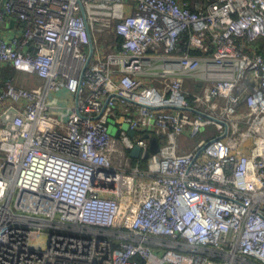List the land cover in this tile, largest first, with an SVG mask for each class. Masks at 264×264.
Masks as SVG:
<instances>
[{"label":"built area","instance_id":"obj_1","mask_svg":"<svg viewBox=\"0 0 264 264\" xmlns=\"http://www.w3.org/2000/svg\"><path fill=\"white\" fill-rule=\"evenodd\" d=\"M13 18L0 66L41 83L0 80V264H264V0H1Z\"/></svg>","mask_w":264,"mask_h":264},{"label":"rangeland","instance_id":"obj_2","mask_svg":"<svg viewBox=\"0 0 264 264\" xmlns=\"http://www.w3.org/2000/svg\"><path fill=\"white\" fill-rule=\"evenodd\" d=\"M14 81L17 84L22 85L26 88H33V87L38 86V84L41 83V81L37 77H34L30 75L29 73L23 72V71H17V77H15ZM119 124H120L119 121L110 120L109 132L113 134L115 132L116 126H119ZM122 128L124 130H128V124L123 123Z\"/></svg>","mask_w":264,"mask_h":264},{"label":"water","instance_id":"obj_3","mask_svg":"<svg viewBox=\"0 0 264 264\" xmlns=\"http://www.w3.org/2000/svg\"><path fill=\"white\" fill-rule=\"evenodd\" d=\"M11 22H13V19H11ZM92 49H93V44H92V41L90 42V49H89V56H88V60L90 59L91 57V54H92ZM217 121L221 122L222 124L226 125V122L225 121H221V120H218L216 119ZM128 133L129 135L133 136L135 131L133 129H130L128 130ZM116 135L119 134V130H117L115 132ZM145 137L148 138V134H145L144 135ZM158 141H157V138H150V147H149V151L150 152H155L157 149H158ZM130 154L133 156V157H137L138 154H139V147L138 146H134L131 151H130Z\"/></svg>","mask_w":264,"mask_h":264},{"label":"trees","instance_id":"obj_4","mask_svg":"<svg viewBox=\"0 0 264 264\" xmlns=\"http://www.w3.org/2000/svg\"><path fill=\"white\" fill-rule=\"evenodd\" d=\"M257 44L261 52H264V37L257 40ZM17 77V70L11 65L0 66V80L15 79Z\"/></svg>","mask_w":264,"mask_h":264},{"label":"crops","instance_id":"obj_5","mask_svg":"<svg viewBox=\"0 0 264 264\" xmlns=\"http://www.w3.org/2000/svg\"><path fill=\"white\" fill-rule=\"evenodd\" d=\"M14 24H15L14 18H13V22H11V19L0 20V36L4 33L9 35L11 32H13Z\"/></svg>","mask_w":264,"mask_h":264}]
</instances>
